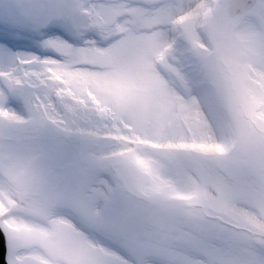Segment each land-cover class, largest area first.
Instances as JSON below:
<instances>
[{
	"label": "clouds",
	"instance_id": "clouds-1",
	"mask_svg": "<svg viewBox=\"0 0 264 264\" xmlns=\"http://www.w3.org/2000/svg\"><path fill=\"white\" fill-rule=\"evenodd\" d=\"M31 8L0 0L3 264H264V0Z\"/></svg>",
	"mask_w": 264,
	"mask_h": 264
},
{
	"label": "rangeland",
	"instance_id": "rangeland-1",
	"mask_svg": "<svg viewBox=\"0 0 264 264\" xmlns=\"http://www.w3.org/2000/svg\"><path fill=\"white\" fill-rule=\"evenodd\" d=\"M16 3L17 5L18 4H23L25 5L26 9L29 11V10H32L31 6L33 4V0H16ZM27 39V38H26ZM27 43H22L20 44V47L24 48V50H28L31 46L29 40L27 39ZM9 50L12 51L11 48L8 47ZM7 55V53L3 50H0V59L2 58H5ZM208 149L212 148L213 146L212 145H206L204 146ZM97 180H98V183H100L101 185H103V182H104V178L100 175L99 177H97ZM174 196L176 197H179V198H182L183 197V194L182 193H179V192H175L173 193ZM112 257H113V260L115 262V264H125V261L122 260L118 255H116L114 252H112Z\"/></svg>",
	"mask_w": 264,
	"mask_h": 264
},
{
	"label": "snow or ice",
	"instance_id": "snow-or-ice-1",
	"mask_svg": "<svg viewBox=\"0 0 264 264\" xmlns=\"http://www.w3.org/2000/svg\"><path fill=\"white\" fill-rule=\"evenodd\" d=\"M17 11L20 13H25L28 10L26 9L25 5L23 4H18L17 5ZM18 40L15 39L10 32L8 31H0V43L2 44H12L14 42H17Z\"/></svg>",
	"mask_w": 264,
	"mask_h": 264
},
{
	"label": "water",
	"instance_id": "water-1",
	"mask_svg": "<svg viewBox=\"0 0 264 264\" xmlns=\"http://www.w3.org/2000/svg\"><path fill=\"white\" fill-rule=\"evenodd\" d=\"M4 260V239L2 234L0 233V264H3Z\"/></svg>",
	"mask_w": 264,
	"mask_h": 264
}]
</instances>
